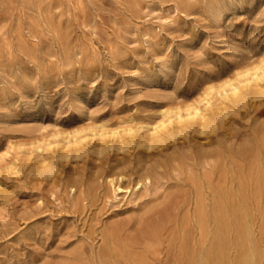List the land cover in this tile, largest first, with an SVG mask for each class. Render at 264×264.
Here are the masks:
<instances>
[{"label": "rangeland", "instance_id": "obj_1", "mask_svg": "<svg viewBox=\"0 0 264 264\" xmlns=\"http://www.w3.org/2000/svg\"><path fill=\"white\" fill-rule=\"evenodd\" d=\"M263 64L264 0H0V264H264V194L247 178L264 159ZM206 101L215 121L193 148L243 175L218 219L186 205L166 164L108 187L111 170L164 158L126 127Z\"/></svg>", "mask_w": 264, "mask_h": 264}, {"label": "bare ground", "instance_id": "obj_2", "mask_svg": "<svg viewBox=\"0 0 264 264\" xmlns=\"http://www.w3.org/2000/svg\"><path fill=\"white\" fill-rule=\"evenodd\" d=\"M256 74H254V76H252L251 78H245L243 81L246 83L245 84L243 83L244 86L241 85L242 88H244L245 90H248L249 88H251L253 86L252 83L258 79ZM259 80H261V79H259ZM259 80H257V82ZM256 83H254L255 86H256ZM262 84H264V82ZM225 85H227V84H225ZM262 87H261V89H262ZM258 88H257V90H258ZM229 90L235 96V94H237L238 91H240V87L235 86V84H233L230 86ZM226 91L227 90L224 91V95L226 94ZM252 91H253V89H252ZM239 97H240V94H239ZM224 98H226V95L224 96ZM231 99L234 100V98H231ZM231 99H229V100L231 101ZM218 101L219 100H217V103H218ZM204 105L205 106H202V108H200L201 106L200 107H192L191 106L192 108L188 106L185 109L183 108L184 111H180V109H176V111L173 112L172 115L168 114L169 116H166V118H164V120H160L156 124H153L154 121L152 122V124H150L149 122H142V121L140 122L139 121L135 125L133 124V126L129 127L127 125L128 127H126V128L128 130V133L130 132V134H131V136H129L130 139L133 136L132 138L134 140L138 139V141L140 143H142L146 146V149H151L153 152H157V153H162V154L165 153L164 158L161 157L160 158L161 161L158 163H154L153 165H148V164H146L147 162H145L144 165H139L137 168H134V170L130 169V171H127L128 169L126 170L124 167H122V168L120 167L121 169L116 167V168H118L117 170H111L107 175L105 174L103 176L108 187L113 192L123 191V190L124 191L128 190V191L132 192V190L134 191L138 187L145 186L148 183H150L152 180H154V178L161 176L160 175L161 173L159 172V170L166 164V166H168V168L170 169L169 172L172 176H173V173H177V174H179V176L180 175H186V177H187V179L191 185L190 186L188 184L192 188V192L189 195L190 197L189 198L187 197L188 199H187L186 205L187 206L193 205L199 210H202V208L204 206H211L212 209H214V211H215V217L218 219L219 210L225 202V200L222 198L223 187L225 185H227L226 182H228V180H229V185L231 184L230 181H232V182L233 181H238V182L240 181L241 182L243 175H241L242 172L239 174L237 171V173H236L235 172L236 170H234V168L232 166H230V164L229 165L224 164L223 151L219 147H216L212 150H205L206 148L205 149L200 148L197 150V149L193 148V144H195L196 140H197L196 135H195V130H197L198 132H202L204 130V128L207 126L208 122H210L212 120L214 123V121H215V120H213L214 119L213 115H215V114H213L214 110L211 111L213 108H211L212 105L210 104V102L206 101L204 103ZM218 105H220V104H218ZM218 107H220V106H218ZM215 111H216V108H215ZM219 111H221L220 108H219ZM169 113H171V112H169ZM221 114H222V116L225 115L224 112L223 113L221 112ZM165 115H167V114H165ZM146 121H147V119H146ZM130 125H132V123H130ZM132 129H133V132H132L133 134L131 133ZM102 132L103 131H99V133H102ZM96 133H97V131H96ZM121 133L123 134V132H121ZM121 133L119 132L120 135L118 133H115V132H113L112 134H118L117 137H119V136H121ZM263 133H264V125H262L260 127V129L258 130V132L256 134L257 135L256 136V142L259 146L264 145L263 144V135H262ZM100 135L101 134H98V137ZM94 137H93V140H94ZM95 138H97V137H95ZM99 138H97V139L99 140ZM121 139H122V137H121ZM125 139L126 138H124L123 140H125ZM101 140H103V139H101ZM134 140H132V142H136ZM115 141L117 142V140H115ZM127 141H129V140H126V143H128ZM97 142H100V141H97ZM108 142H110V141H108ZM67 144L68 143H66V145ZM100 144H102V143L100 142ZM110 144H108V145L110 146ZM119 145H120V143H119ZM67 148H69V147H66V150H67ZM169 149H172V151L167 152ZM229 149L231 150L230 146H228V148H227L228 152L230 151ZM65 153H68V151ZM208 159H213L214 163H212L211 166L210 165L208 166L206 164L209 167V173H203V171H205V168H206V167H203V165L205 163H207ZM231 163H232V161H231ZM162 170H164V169H162ZM213 175H215V178H213L214 177ZM103 178H102V180H103ZM247 178L249 180L251 179L250 180L251 182L253 181V183L255 184V186L253 184V187L255 190H256V188H258L259 193L264 194V159L257 161L255 163H253V165H251L250 170H249L248 175H247ZM69 187H70V190H68L69 193H70V191L75 192L78 189L77 184L74 185V183ZM242 188H243V186H242ZM128 191H127V193H128ZM258 203H259V201H258ZM262 203L264 204V200L262 201ZM140 222L141 221L139 220V223ZM125 227H127V226H125ZM122 228H123V226H122ZM120 230L121 229L119 227L118 229L116 228L114 231H118V233H119ZM110 233L111 232H109L107 234V237L110 235ZM199 257L201 258V256H199ZM201 261H203V260H201ZM199 264H201V263H199Z\"/></svg>", "mask_w": 264, "mask_h": 264}]
</instances>
